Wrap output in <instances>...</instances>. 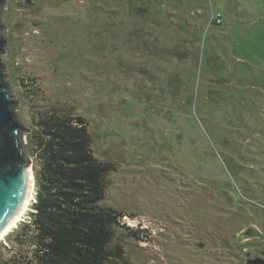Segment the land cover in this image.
Segmentation results:
<instances>
[{
	"label": "rangeland",
	"instance_id": "rangeland-1",
	"mask_svg": "<svg viewBox=\"0 0 264 264\" xmlns=\"http://www.w3.org/2000/svg\"><path fill=\"white\" fill-rule=\"evenodd\" d=\"M2 16L23 146L33 160L46 111L88 119L116 167L103 202L141 229L115 227L125 264L264 258V0H7Z\"/></svg>",
	"mask_w": 264,
	"mask_h": 264
},
{
	"label": "trees",
	"instance_id": "trees-1",
	"mask_svg": "<svg viewBox=\"0 0 264 264\" xmlns=\"http://www.w3.org/2000/svg\"><path fill=\"white\" fill-rule=\"evenodd\" d=\"M88 127L84 116L55 109L37 118L30 135L35 200L27 217L6 235L9 244L0 243V264L127 262L115 227L139 240L141 229L122 221L133 213L103 202L108 175L116 167L96 156ZM5 248L12 252L8 258L1 255ZM252 259L264 264V258Z\"/></svg>",
	"mask_w": 264,
	"mask_h": 264
},
{
	"label": "water",
	"instance_id": "water-1",
	"mask_svg": "<svg viewBox=\"0 0 264 264\" xmlns=\"http://www.w3.org/2000/svg\"><path fill=\"white\" fill-rule=\"evenodd\" d=\"M2 6H7V0H0V238L19 214L34 176L32 160L26 146H23L24 135L21 133L29 129L23 126L17 116V102H20L12 98L13 91L10 83H7L9 75L4 67L7 65L1 60L7 45ZM249 262L259 263L252 258Z\"/></svg>",
	"mask_w": 264,
	"mask_h": 264
},
{
	"label": "bare ground",
	"instance_id": "bare-ground-1",
	"mask_svg": "<svg viewBox=\"0 0 264 264\" xmlns=\"http://www.w3.org/2000/svg\"><path fill=\"white\" fill-rule=\"evenodd\" d=\"M31 179H32V174H31ZM32 181H33V184L30 185V188H29V191H28L27 197H26V199H25L24 202H23V205H22V207H21V209H20V211H19V214H17L16 218H14L13 222L11 223V225L9 226V228L6 229V231L4 232V234L2 235V237L0 238V240L5 236V234H6L10 229H12V227H14V226L17 225V222L20 220L22 214H24V212H25V210H26V208H27L29 201L32 200V199L34 198V191H33V190H34V189H33V188H34L33 185H34V181H35L34 176H33V180H32Z\"/></svg>",
	"mask_w": 264,
	"mask_h": 264
},
{
	"label": "built area",
	"instance_id": "built-area-1",
	"mask_svg": "<svg viewBox=\"0 0 264 264\" xmlns=\"http://www.w3.org/2000/svg\"><path fill=\"white\" fill-rule=\"evenodd\" d=\"M215 21H216L217 23H220V22H221V18H220V16H216V17H215Z\"/></svg>",
	"mask_w": 264,
	"mask_h": 264
},
{
	"label": "clouds",
	"instance_id": "clouds-1",
	"mask_svg": "<svg viewBox=\"0 0 264 264\" xmlns=\"http://www.w3.org/2000/svg\"><path fill=\"white\" fill-rule=\"evenodd\" d=\"M217 16H218V15H217ZM215 17H216V16H215ZM215 17H214V18H215ZM220 18H221V17H220ZM215 22H216V21H215ZM220 23H221V22H220ZM220 23H218V24H220Z\"/></svg>",
	"mask_w": 264,
	"mask_h": 264
}]
</instances>
